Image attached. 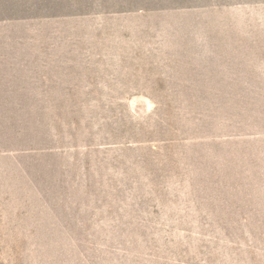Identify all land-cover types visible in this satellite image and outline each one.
Segmentation results:
<instances>
[{"label":"rangeland","instance_id":"obj_1","mask_svg":"<svg viewBox=\"0 0 264 264\" xmlns=\"http://www.w3.org/2000/svg\"><path fill=\"white\" fill-rule=\"evenodd\" d=\"M0 264H264V0H0Z\"/></svg>","mask_w":264,"mask_h":264}]
</instances>
